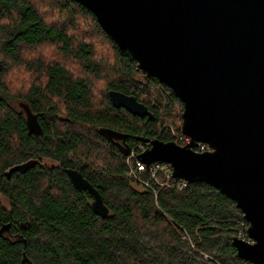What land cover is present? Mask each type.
<instances>
[{
    "label": "trees",
    "instance_id": "trees-1",
    "mask_svg": "<svg viewBox=\"0 0 264 264\" xmlns=\"http://www.w3.org/2000/svg\"><path fill=\"white\" fill-rule=\"evenodd\" d=\"M40 2L0 0V229L9 225L0 235V264H241L233 240L247 223L234 202L203 183L177 190L152 181L155 194L138 188L126 157L98 134L129 135L130 149L141 143L135 138L174 142L180 100L144 79L86 8ZM51 5L57 23L45 18ZM80 30L95 42L78 38ZM109 91L134 96L150 117L113 108ZM18 102L37 117L40 136L27 132ZM28 160L54 164L5 176ZM68 169L99 192L106 217L72 187Z\"/></svg>",
    "mask_w": 264,
    "mask_h": 264
},
{
    "label": "water",
    "instance_id": "water-1",
    "mask_svg": "<svg viewBox=\"0 0 264 264\" xmlns=\"http://www.w3.org/2000/svg\"><path fill=\"white\" fill-rule=\"evenodd\" d=\"M72 1L94 15L144 79L167 86L183 105L180 133L189 143L135 138L150 144L137 160L167 164L172 178L206 184L234 202L251 241L235 238L236 256L264 264V0ZM108 98L115 109L150 117L134 96L109 91ZM19 107L29 133L40 135L37 117L26 104ZM98 134L129 156V135L104 128ZM199 144L208 150L197 153ZM66 174L75 190L92 197V211L106 217L99 192L78 171Z\"/></svg>",
    "mask_w": 264,
    "mask_h": 264
},
{
    "label": "built area",
    "instance_id": "built-area-1",
    "mask_svg": "<svg viewBox=\"0 0 264 264\" xmlns=\"http://www.w3.org/2000/svg\"><path fill=\"white\" fill-rule=\"evenodd\" d=\"M171 133L174 138V142L180 147H183L189 143V138L183 136L181 133H175L174 131H172ZM149 146L150 144L148 142L140 143L137 146H135L133 149H130V154L129 156L126 157L127 167H128V173H127L128 177L132 179L134 183L140 186L142 189L144 188L151 190L154 194L155 191L151 186L152 181L155 184H157L159 187H164V186L167 187L172 184V186L175 187L177 190H182L183 188H185L188 185V183L180 179L172 178L171 168L169 165L163 163H154L147 167L146 165L140 163L137 160V155L144 152L147 148H149ZM207 150L208 148L204 144H199V146L195 149L197 153H201ZM129 160H131V165H129L128 163ZM145 171L148 174L147 179H144L142 177V174L145 173ZM237 238L251 243V241L247 238L246 229L239 231ZM182 240H186L191 244L186 234L182 235ZM241 264H251V263L242 261Z\"/></svg>",
    "mask_w": 264,
    "mask_h": 264
},
{
    "label": "rangeland",
    "instance_id": "rangeland-1",
    "mask_svg": "<svg viewBox=\"0 0 264 264\" xmlns=\"http://www.w3.org/2000/svg\"><path fill=\"white\" fill-rule=\"evenodd\" d=\"M42 2H40V3H43V1H45V0H41ZM46 2H48V1H46ZM41 8V7H40ZM47 9H48V15L45 17L46 19L48 18H50V19H52L54 22H58L59 20H58V13H57V9H56V7L55 6H53V5H51L50 7H46ZM46 8H41V10H42V13H43V11L45 12L46 11ZM57 19V20H56ZM81 26H83V27H85L86 26V23H83V20L82 19H80L79 20V24H78V27H81ZM82 29V28H81ZM84 34V35H83ZM76 36L78 37V38H81V39H84V40H86V41H93V42H95V40L94 39H92L91 38V35H87V34H85L84 33V31L83 30H80V32H77V34H76ZM43 50L41 49V52H42ZM48 53L49 54H51V52L50 51H48ZM53 58V57H52ZM9 83L13 86V87H15L14 86V83H13V80L11 79V81H9ZM98 90H100V88L98 89ZM128 163H129V165H131V160H129L128 161ZM40 164L41 165H44V166H51V165H53L54 163L52 162V161H50V160H44V161H41L40 162ZM126 165H127V160H126ZM134 183V182H133ZM135 184V183H134ZM136 185V184H135ZM138 188H141L140 186H138V185H136ZM0 200H1V202H2V204H5V201H4V199L0 196Z\"/></svg>",
    "mask_w": 264,
    "mask_h": 264
},
{
    "label": "flooded vegetation",
    "instance_id": "flooded-vegetation-1",
    "mask_svg": "<svg viewBox=\"0 0 264 264\" xmlns=\"http://www.w3.org/2000/svg\"><path fill=\"white\" fill-rule=\"evenodd\" d=\"M19 104H20V103L18 102V108L21 110L22 114L24 115V120H26V116H25L23 110L19 107ZM25 127H26V125H25ZM26 130H27V128H26ZM27 132L29 133L28 130H27ZM29 134H31V133H29ZM32 135H34V134H32ZM40 135H41V134H40ZM40 135H34V136H40ZM116 142L119 143V144H123V142H122L121 140L116 141ZM124 144L128 146V138L125 140ZM111 145L114 146L115 148H117L115 145H113V144H111ZM43 161H44V160H43ZM40 162H41V161H40ZM40 162L37 161V160H28V161L23 162V163H21V164H19V165H16V166H21V169H20V170H18V171H14V172H11L10 174H7V173L9 172V170H10V169H9V170H7L4 174H5L6 177L9 178L12 174H14V173H16V172H18V173H24V172H26V170H28V169L34 167L36 164H37V165H41ZM41 166H44V165H41Z\"/></svg>",
    "mask_w": 264,
    "mask_h": 264
}]
</instances>
